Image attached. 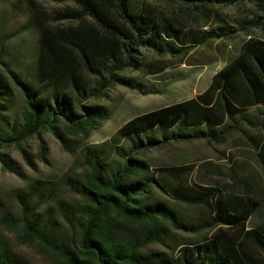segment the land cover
<instances>
[{"label": "trees", "instance_id": "obj_1", "mask_svg": "<svg viewBox=\"0 0 264 264\" xmlns=\"http://www.w3.org/2000/svg\"><path fill=\"white\" fill-rule=\"evenodd\" d=\"M45 1L65 5L49 11L39 0H23L22 31L37 37L32 67L14 73L13 81L0 74V146L20 148L26 156L23 144L44 131L68 147L67 133L89 134L102 126L109 111L86 102L118 86L137 88L128 73H163L166 67L150 54L181 58L213 41L239 35L245 40L205 92L140 115L110 142L82 151L84 173L66 182L76 199H57L44 181L20 191L24 240L36 244L48 264H264L262 197L243 181L174 183L167 177L189 173L173 167L157 175L163 171L145 159L172 144L223 145L250 122L252 112H264V17L258 15L264 14V0H164L208 20L212 7L255 11L254 18L235 25L220 19L209 31L188 28L134 0ZM255 30L259 36H253ZM250 140L260 151L264 175V147ZM0 162L15 172L5 155ZM176 232L190 237L172 247ZM165 245L172 252L152 249ZM0 264L30 263L0 234Z\"/></svg>", "mask_w": 264, "mask_h": 264}, {"label": "rangeland", "instance_id": "obj_2", "mask_svg": "<svg viewBox=\"0 0 264 264\" xmlns=\"http://www.w3.org/2000/svg\"><path fill=\"white\" fill-rule=\"evenodd\" d=\"M134 1L155 9L165 17L176 19L188 28L201 31L215 28L220 24V19L235 25V22L243 18H254L255 13L246 6L212 7L209 9L211 12L207 13L211 16L208 20L198 12H191L164 0ZM39 2L49 11L61 9L65 5L45 0ZM25 8L23 0H0V74L11 81L14 73L18 75L32 67L35 60L37 37L33 33L22 31L27 20ZM258 15L264 17L262 13ZM259 35V30L253 32L254 37ZM244 40L245 37L239 35L233 40L213 41L181 58H158L150 54V59L160 61L166 70L159 75L128 73L127 77L139 83L137 88L118 86L106 92V96L99 100L90 98L86 105L105 107L110 118L89 134L67 133L70 149L64 147L49 131L42 132L41 138L34 137L23 144L27 156L20 148L0 146V154L5 155L9 166L15 169L12 172L0 162V234L11 250L30 264H48L46 254L36 244H28L21 234L18 220L21 205L17 196L20 191L26 190L28 185L36 181H44L52 185L57 199H76L66 182L67 179H79L84 173L79 157L82 151L99 148L110 142L118 130L140 115L194 99L205 92L212 78L233 58ZM14 105L15 110L20 113L22 102L17 92ZM250 138L259 141L260 146L264 147L263 110L252 112L250 122H244L242 130L236 131L223 145L202 141L172 144L148 153L145 159L152 169L163 171L157 175L166 174L164 171L173 167L189 173L187 178L182 179L168 176L167 179L171 182L186 181L190 185H202L215 181L223 184L243 181L252 192L264 199V175L257 157L260 151L255 149ZM176 207L183 212L186 210L181 205ZM6 213L12 217L5 218ZM188 237L190 236L187 234L176 232L169 245L174 247ZM152 249L172 252L167 245ZM174 252H178V249Z\"/></svg>", "mask_w": 264, "mask_h": 264}]
</instances>
